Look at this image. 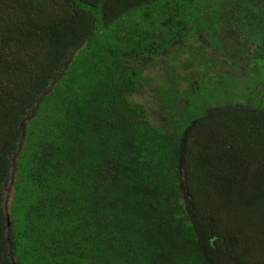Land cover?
Wrapping results in <instances>:
<instances>
[{"label":"trees","instance_id":"trees-1","mask_svg":"<svg viewBox=\"0 0 264 264\" xmlns=\"http://www.w3.org/2000/svg\"><path fill=\"white\" fill-rule=\"evenodd\" d=\"M0 264H264V0H0Z\"/></svg>","mask_w":264,"mask_h":264},{"label":"rangeland","instance_id":"rangeland-1","mask_svg":"<svg viewBox=\"0 0 264 264\" xmlns=\"http://www.w3.org/2000/svg\"><path fill=\"white\" fill-rule=\"evenodd\" d=\"M199 72V76H203V69H199L197 70ZM159 75L157 71H153L150 74V78L154 79L155 83L159 82L158 79ZM177 92H179V94H184L187 92V84L186 83H181L177 89ZM135 101L137 103H143L145 104V106H147V108L149 109V115H150V120L155 124V125H161L163 124V121L161 120V113L163 112V107L160 103V100L158 97L155 96V93H152V90L147 91L145 96H138L135 98ZM166 115V114H164Z\"/></svg>","mask_w":264,"mask_h":264}]
</instances>
